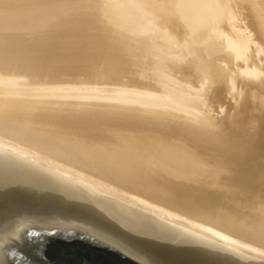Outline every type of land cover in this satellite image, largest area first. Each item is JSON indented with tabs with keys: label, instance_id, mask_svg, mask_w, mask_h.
I'll list each match as a JSON object with an SVG mask.
<instances>
[{
	"label": "bare ground",
	"instance_id": "6f19581e",
	"mask_svg": "<svg viewBox=\"0 0 264 264\" xmlns=\"http://www.w3.org/2000/svg\"><path fill=\"white\" fill-rule=\"evenodd\" d=\"M43 211L264 264V0H0V216Z\"/></svg>",
	"mask_w": 264,
	"mask_h": 264
},
{
	"label": "water",
	"instance_id": "95a60500",
	"mask_svg": "<svg viewBox=\"0 0 264 264\" xmlns=\"http://www.w3.org/2000/svg\"><path fill=\"white\" fill-rule=\"evenodd\" d=\"M9 220L0 216V228L8 224V229L0 231V264H25L27 260L38 263L34 249L62 256L64 264H96L94 255L100 254L102 264H109L108 255L124 264H158L141 257L111 234L58 216L15 223H10L11 217ZM64 243H69L70 251L61 247Z\"/></svg>",
	"mask_w": 264,
	"mask_h": 264
},
{
	"label": "flooded vegetation",
	"instance_id": "af4514ba",
	"mask_svg": "<svg viewBox=\"0 0 264 264\" xmlns=\"http://www.w3.org/2000/svg\"><path fill=\"white\" fill-rule=\"evenodd\" d=\"M69 243H64L61 245V247L65 250H69L70 251V245L68 246ZM71 244V243H70ZM32 250V249H31ZM44 249H34L32 250L33 255L35 256V258L38 259V263L35 262H31L30 260H27L26 263L29 264H64L63 258L62 256L59 257L58 255H54V254H47L46 252L43 251ZM100 253V252H99ZM66 257V256H65ZM94 259L96 260V264H102L103 261V256H101V254L99 256L94 255ZM108 259H109V264H124L123 262H121L119 259L115 258V257H111V255H108ZM25 263V264H26Z\"/></svg>",
	"mask_w": 264,
	"mask_h": 264
},
{
	"label": "rangeland",
	"instance_id": "374dc122",
	"mask_svg": "<svg viewBox=\"0 0 264 264\" xmlns=\"http://www.w3.org/2000/svg\"><path fill=\"white\" fill-rule=\"evenodd\" d=\"M63 81H69V78H63ZM121 83H127V80L126 79H123L122 81H121ZM109 84V85H108ZM107 85H104V84H102L101 86L99 85V88H105V87H110V86H112L113 84H111V83H108ZM227 102V104L229 103V104H233V102H231V101H226ZM217 112V113H216ZM219 113V114H218ZM221 112H220V110H219V112H218V110H216L214 113H212L211 112V114H212V116H214L215 118H222L223 116H224V114L222 115V114H220ZM41 214H35L34 215V217H35V219H45V218H52V217H57L59 214H61V213H56V211H43V212H40ZM55 213V214H54ZM63 215V216H62ZM24 216H16L13 220H11V222L13 221H18L19 219H21V218H23ZM60 219H63V220H68V221H75L76 223H78V222H83V223H86L85 221H81L79 218H77L76 217V215L75 216H71V215H68V214H65V213H62L61 215H59L58 216ZM69 218L71 219V220H69ZM74 219V220H73ZM9 220V219H8ZM7 220V221H8ZM10 221V220H9ZM10 222V223H11ZM86 224H89V223H86ZM4 227V229L5 228H7L8 227V224L6 225V226H3ZM3 227L1 226V228H0V231H3L4 229H3Z\"/></svg>",
	"mask_w": 264,
	"mask_h": 264
}]
</instances>
